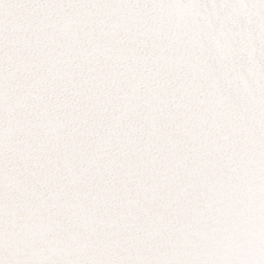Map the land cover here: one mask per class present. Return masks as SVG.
<instances>
[{
	"label": "snow or ice",
	"instance_id": "1",
	"mask_svg": "<svg viewBox=\"0 0 264 264\" xmlns=\"http://www.w3.org/2000/svg\"><path fill=\"white\" fill-rule=\"evenodd\" d=\"M0 264H264V0H0Z\"/></svg>",
	"mask_w": 264,
	"mask_h": 264
}]
</instances>
